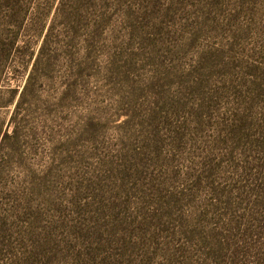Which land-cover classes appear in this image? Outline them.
I'll use <instances>...</instances> for the list:
<instances>
[{
  "label": "rangeland",
  "instance_id": "obj_1",
  "mask_svg": "<svg viewBox=\"0 0 264 264\" xmlns=\"http://www.w3.org/2000/svg\"><path fill=\"white\" fill-rule=\"evenodd\" d=\"M60 2L0 0L38 264H264V0Z\"/></svg>",
  "mask_w": 264,
  "mask_h": 264
},
{
  "label": "trees",
  "instance_id": "obj_2",
  "mask_svg": "<svg viewBox=\"0 0 264 264\" xmlns=\"http://www.w3.org/2000/svg\"><path fill=\"white\" fill-rule=\"evenodd\" d=\"M64 1L61 0L60 7ZM50 33V30L47 34L43 32L42 49L49 42ZM19 42V37H15L9 45L10 49H6L7 63L15 59L14 51L19 52L24 49ZM5 47H1L3 51ZM39 57L33 63L27 82L22 88L7 85L0 79V110L7 109L11 112L7 127L6 122L0 126V169L9 148L15 144L21 146L23 139L21 114L27 105L31 87L36 81ZM27 172L14 178L2 176L0 173V264H38L42 258H45L43 249L36 238L38 217L35 209L37 199L34 191V177L31 171Z\"/></svg>",
  "mask_w": 264,
  "mask_h": 264
}]
</instances>
